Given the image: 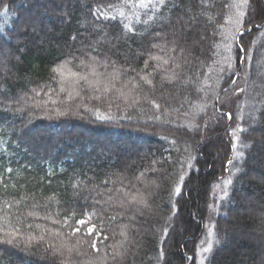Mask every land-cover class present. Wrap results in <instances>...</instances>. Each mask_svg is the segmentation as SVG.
<instances>
[{"label":"trees","instance_id":"obj_1","mask_svg":"<svg viewBox=\"0 0 264 264\" xmlns=\"http://www.w3.org/2000/svg\"><path fill=\"white\" fill-rule=\"evenodd\" d=\"M166 3L159 12L146 14L125 7L123 0H0V12L6 11L0 26L8 36L6 40L0 34V264H61V257L45 249L74 247L77 242L84 255L63 249L74 264L264 263V0H250L245 27H260L239 36V42L228 20L235 9L223 7L231 0H207L206 16H199L204 10L200 0ZM97 8L102 15L94 14ZM184 12L197 16L198 22L172 52L175 20ZM169 16L173 26H165L163 18ZM208 17L213 18L211 25ZM157 30L166 35L156 38ZM166 41L163 52L152 47ZM239 45L250 59L233 85L242 58ZM149 54L171 57L170 68L180 74V84L158 86L154 93L147 85L143 91H130L129 84L124 89L127 103L120 99L111 108H101L113 117L110 121L83 110L91 94L83 81H65L53 72L62 67L66 75L85 74L89 70L80 62L88 64L93 57L98 65L115 61L117 72L141 70ZM151 67L152 62L148 71ZM98 71L113 69L98 66ZM135 76L128 71L116 81L117 87ZM61 82L64 93L59 92ZM236 89L244 91L237 94ZM69 91H79L84 98L70 103ZM45 92L63 102L51 104ZM94 104L87 101L88 107ZM228 112L233 113L231 121L223 115ZM237 125L245 131L233 140L230 133ZM177 186L180 194L175 193ZM136 190L147 206L125 203L119 208L129 199L123 192ZM93 211L100 252L89 246L96 239L95 233L86 235L89 225L75 223ZM76 227L81 231L71 235ZM17 228L19 233L9 234ZM29 235L44 239L29 243ZM104 235L109 239L103 240ZM209 241L212 249L200 261L198 249ZM114 252L123 255L112 259Z\"/></svg>","mask_w":264,"mask_h":264},{"label":"snow or ice","instance_id":"obj_2","mask_svg":"<svg viewBox=\"0 0 264 264\" xmlns=\"http://www.w3.org/2000/svg\"><path fill=\"white\" fill-rule=\"evenodd\" d=\"M124 6L128 7V8H136V9H142L145 10L146 14L147 12H159L162 8L167 7V3L166 0H123ZM201 5L203 6V11H201L199 13V16H206L207 15V0H200ZM111 7V6H109ZM223 7H227L230 9H235V12L232 16L228 17V20L231 21L236 28V32H239L240 37H242L244 35V31H251V27L246 28L245 27V17L248 16V9L251 7L250 4V0H231V3L229 4H225L223 5ZM173 8L177 9L178 11H183L181 9H179V5L178 4H174ZM188 11L190 12L191 9H188ZM94 14H100L102 15V13L100 12V9L97 8L94 11ZM0 15H4L6 16V11L5 12H0ZM125 15V13L123 11L119 12V16L123 17ZM187 15V19L184 18V16ZM99 18V16H98ZM157 17L156 16H150L149 19L150 20H155ZM104 19H116L115 16L112 17H108V16H104ZM164 22H165V26H173V21L171 16L169 17H165L163 18ZM137 20H140V17L137 16ZM208 25H211L213 22V18L212 17H208ZM147 21H145L146 23ZM198 22V17L197 16H193V15H188L187 12H184L183 15H178L176 17L175 20V31L172 33L173 36V40L171 41L172 43V47L170 49V51L175 52L177 50L178 44L177 42L180 41L181 39L186 40L188 37L189 32L195 27L196 23ZM5 23H7V19H5ZM249 23H251V20H249ZM219 27H223V25H219ZM254 27L259 28L260 25H254ZM124 28L127 29L129 32H133V34H135L134 29L130 26V25H124ZM243 29V30H242ZM13 31H15V29H12ZM0 34H2L4 36V39H8V36L5 32V29L0 26ZM217 33L213 32V36H215ZM162 35H166V34H162V32L160 30L155 31L154 36L156 38H160ZM235 34H233L234 36ZM226 39H228V37H225ZM237 42H239V37H235ZM73 39H75V37H73ZM200 39H204V36H201ZM167 41L164 45H161L160 43H156L154 42L152 44L153 48H157L159 49L161 52L164 51L165 47L167 46ZM181 51H183L184 49L181 48ZM228 50L231 51V47L228 46ZM239 50L241 52H245V49L243 47V45H239ZM250 59L247 55V52H245V56L242 60V62H244L245 60ZM172 60L171 57H161L159 55H152L149 54V59L145 60L144 62V68L141 70H137L135 68H125L123 69V71H119L117 72L115 69V61H111L108 62L107 60H105V62L102 63V65H98V62L96 61L95 57H93L92 61H90L88 64H85L84 61H81L80 64L82 67H86L88 68V72L85 74H81L80 72L77 71H69L68 74L66 75L64 70L62 69V67H58V68H54L53 72L54 73H58L61 77L64 78V80L66 81L68 79V77H72L75 78L76 83L78 84L80 81H83L88 89L89 92L91 93L90 95L87 96L86 98V102L81 105V107H83V110L85 112H89L93 115L96 116V118L98 120L101 121H110L113 119V117L109 114H106L105 111H101V108H111L113 103H115V101L120 100V99H124L125 103H127V97H126V93L124 92V89L128 87L129 84L132 85V89L131 90H135V89H139L140 91H143V86L147 85L148 86V91L149 92H155L157 90V87L159 86L161 89L164 88L165 85H169L171 87H176L177 85L180 84V74L175 72V70H172L170 68V61ZM150 62H152V67H151V71H148L149 69V64ZM98 66H102L105 69H108L110 66L113 69L112 72H100L98 71ZM165 66H169V67H165ZM232 65L229 64V67H231ZM180 65L177 64L176 68H179ZM128 71H132L136 73L135 77H131V78H127L126 82L123 83V85L121 87H117L116 81L122 79L125 76V73H127ZM171 73V74H169ZM90 77H95V79H90ZM232 84L235 85L236 81L233 80ZM65 87H64V83L61 82V85L59 87V92L64 93L65 92ZM195 91L199 92L201 91L200 88H195ZM37 96L40 95V91H38L37 89H33L32 90ZM225 91H227V89H225ZM244 91V89H236V93L238 94L239 92ZM45 95L49 96V102L51 104H57L62 103L63 101H58L56 99H52L51 98V93L50 92H45ZM77 97H81V92L77 91L75 93V95H73V93L71 91H69L67 93V97L66 99L71 103L73 101L76 100ZM82 99L84 97H81ZM216 99L218 100L219 97L217 96ZM87 101H94L96 102V104H94L93 107H88L87 105ZM152 106L155 107L157 110H161V104L157 103L155 100L150 101ZM133 104L138 103V101H133ZM117 107H119V105L117 104ZM207 105H204L203 108L200 109V111H204V108H206ZM58 115H67V112L65 111H58ZM227 116V119L229 121H231L233 119V113L228 112L226 114H223ZM157 119H159V117H157ZM193 127L199 129L200 125L196 124L193 125ZM205 128H207V124L204 125ZM245 129L243 127H240L239 125H237L236 129H233L230 133L231 137L233 138V140H239V135L238 133H242L244 132ZM172 143H175V141H172ZM236 145L233 144V148H235ZM245 147H247V145H245ZM229 163H231V161H229ZM189 167H191V165L189 164ZM8 171L10 172L11 169H8ZM184 180L183 175L180 176L179 178V182L180 185H182ZM107 183V182H105ZM226 183L231 184L232 181L228 180L226 181ZM134 187V186H133ZM111 191V190H110ZM181 192V186H177L175 187V193L176 194H180ZM123 195L125 197H129V199H127L126 201H121L118 205L119 208H124L125 203L128 204H134V205H138V206H143L146 207L147 206V201L146 199L143 197V195L139 192V190H136L135 194H132L131 191L128 192H123ZM139 197V198H138ZM111 196H109V201L111 200ZM109 201H105V203H109ZM97 204H99V201L96 202ZM8 208H11L12 205L7 204L6 205ZM112 205L109 204V207H111ZM101 211H104L103 208H101ZM122 214V213H121ZM29 215H32V213L30 212ZM74 215V214H73ZM97 215V212L93 211L91 213H88L87 218L86 219H79L76 220L75 223L77 225L80 226H87V225H91L88 226L86 229V235L88 237H91L93 235V233H95L96 235V239H92L91 243H90V247L95 251V252H100L101 249L97 247V239H99L100 237V233L98 231H96V226L94 224H91L92 221V217ZM116 216H111L110 219L115 221L116 220ZM134 219V217H132ZM53 223H55V221H53ZM64 224L67 225V219H65ZM29 228H31L32 226L29 225ZM81 229L80 227H76L72 229V233L71 235H75L76 233L80 232ZM17 233H19V229H14V231L12 233H9L10 235H16ZM213 233L211 230H209L208 235L211 236ZM58 235V233H57ZM120 235L124 236L125 239H127V233L125 231H121ZM44 237L43 236H39V237H35V236H28V242L31 243L33 240H36L37 242L43 241ZM109 237L107 235L103 236V240H108ZM85 243H87L88 241L85 240ZM7 243L11 244L12 240H8ZM203 243V242H202ZM218 243V241H217ZM101 244H103V241H101ZM79 242H77V246L74 247H69L67 244H63L60 247H56L55 245H49V247L47 249H45V251H51L52 255L54 257L59 256L61 257V264H74V261L71 259L70 256L65 257L64 255V251L63 249H66L67 252L69 254L75 252L77 256H82L84 255V253L79 251ZM117 245H111V247H116ZM120 246H122V244H120ZM212 249V243L209 241L207 244V247H203L201 249L202 252H210ZM122 253L119 252H114L112 255V259H116L117 256H122ZM161 256H163V252H161L160 254ZM88 264H91V261L88 262ZM103 264V261H102Z\"/></svg>","mask_w":264,"mask_h":264},{"label":"rangeland","instance_id":"obj_3","mask_svg":"<svg viewBox=\"0 0 264 264\" xmlns=\"http://www.w3.org/2000/svg\"><path fill=\"white\" fill-rule=\"evenodd\" d=\"M218 151H219V149H218ZM226 188V186L224 187V188H219L220 190H221V192H223L224 191V189ZM220 190H219V192H220ZM218 195H220V193L218 194ZM221 196V195H220ZM264 208V207H263ZM213 224H214V213H212L211 214V216H210V220H209V225H211V227H210V230L212 231L213 230ZM89 226H91V225H89ZM209 232V231H208ZM210 237V236H209ZM261 246H262V244H261ZM260 246V248H261V251H262V254H261V259H263V261H264V245L261 247ZM203 247H207V245H205V246H201L199 249H198V252H197V255L199 256V259H200V261H203L204 260V258H205V252H202L201 251V249L203 248ZM264 264V263H263Z\"/></svg>","mask_w":264,"mask_h":264},{"label":"water","instance_id":"obj_4","mask_svg":"<svg viewBox=\"0 0 264 264\" xmlns=\"http://www.w3.org/2000/svg\"><path fill=\"white\" fill-rule=\"evenodd\" d=\"M253 28H254V26L251 27V29H253Z\"/></svg>","mask_w":264,"mask_h":264}]
</instances>
